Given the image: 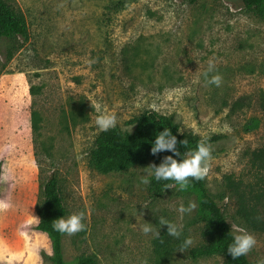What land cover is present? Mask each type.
Returning a JSON list of instances; mask_svg holds the SVG:
<instances>
[{
	"label": "rangeland",
	"instance_id": "rangeland-1",
	"mask_svg": "<svg viewBox=\"0 0 264 264\" xmlns=\"http://www.w3.org/2000/svg\"><path fill=\"white\" fill-rule=\"evenodd\" d=\"M3 1L24 17L28 38L0 37V199L13 204L0 213V241L22 252L23 230L40 244L38 264H51V242L37 230L44 170L42 177L58 175L66 216L85 213V229L63 239L67 264L79 257L98 264H223L221 256L191 257L205 242L196 193L173 186L154 197L150 183L140 182L150 164L109 174L90 166L103 132L95 107L114 114L126 132L137 116L154 111L172 117L181 135L206 143L208 190L230 223L243 228L240 194L264 185L253 164L264 148V18L241 0ZM209 60L219 87L206 81ZM33 84L41 89L40 144L52 157L33 141ZM189 201L196 208L180 214ZM30 213L38 219L27 223ZM160 216L182 225L179 239L167 235V226L160 238L140 230ZM245 230L256 240L249 258L260 264L264 233ZM185 237L193 244L179 252Z\"/></svg>",
	"mask_w": 264,
	"mask_h": 264
},
{
	"label": "trees",
	"instance_id": "trees-1",
	"mask_svg": "<svg viewBox=\"0 0 264 264\" xmlns=\"http://www.w3.org/2000/svg\"><path fill=\"white\" fill-rule=\"evenodd\" d=\"M244 7L254 12L257 16L264 18V0H241ZM24 17L16 13L3 0H0V37L12 39L21 37L28 38V27ZM1 73V70H0ZM30 94L33 96V109L31 112V129L35 147L41 146L48 157H52L49 146L42 142L40 144L41 130L43 128V115L37 109L36 97L41 93L39 86L31 85ZM264 108V98L262 105ZM136 128L133 132L123 131L116 126L108 131H103L91 150L89 164L103 174L127 171L135 166H146L148 164H159L164 156L172 155L170 152H161L157 155L151 154L152 142L158 132L164 128L171 130L177 137V149L183 153L194 150L200 139L192 134L181 135L179 126L172 117L160 115L154 111H146L137 116L133 121ZM250 126V125H249ZM186 140V145L181 141ZM39 152V150H38ZM37 152V154H38ZM40 153V152H39ZM180 159V157H174ZM253 164L264 173V148L258 150L253 156ZM0 163V185H1ZM41 192L36 212L39 217L37 230L48 236L52 255L47 256L51 264H67L64 260L63 239L66 235L52 230V221L66 216L67 211L63 204L60 188V180L56 172L42 177L41 170ZM170 182L152 180L150 192L154 197H162L169 189L165 185ZM185 190H190L197 195L198 212L203 222V235L205 242L191 252L194 260L210 257H223V264H255L249 255L233 259L227 252V245L231 242V223L224 213V209L214 200L210 194L205 178L200 181H190ZM252 192V193H249ZM243 190L240 194L237 221L244 229L264 233V185L257 191ZM74 264H98L95 257H79Z\"/></svg>",
	"mask_w": 264,
	"mask_h": 264
},
{
	"label": "clouds",
	"instance_id": "clouds-1",
	"mask_svg": "<svg viewBox=\"0 0 264 264\" xmlns=\"http://www.w3.org/2000/svg\"><path fill=\"white\" fill-rule=\"evenodd\" d=\"M209 67L204 73L207 83L215 85L217 87L221 84V76L219 74L209 75L213 71V62L209 60ZM98 115L95 117V125L100 131H108L116 127L117 117L109 112L103 111L99 105L95 107ZM186 145L187 141L180 142ZM151 154L157 155L161 152H170L172 155L164 156L161 162L157 165L155 163L150 164L144 168V172L140 177L142 184H149L152 180L157 182L168 181L166 189H171L176 186L178 190L183 191L188 186L190 181L203 180L208 171L209 163L211 160L210 148L203 141L198 142L194 150H188L181 153L177 149V137L172 134L171 130L164 128L158 132L155 136L151 146ZM174 157H180L176 159ZM7 179V176L4 177ZM13 207V204L9 199H0V213L8 211ZM196 208V204L189 201L185 206L181 204L177 211L180 214H190ZM38 218L30 213L27 223H30ZM85 213L75 212L69 215L62 216L52 221V230L64 235H74L85 229L84 223ZM159 225L157 229L155 226ZM152 224L145 222L141 225V231L144 234H151L154 238H160V229L163 226H167V235L179 239L182 234V225L172 222L163 216L158 217V223ZM23 227V226H22ZM231 242L227 245V252L233 259L240 258L247 255L255 246L256 240L253 235L248 233L245 229L239 228L235 224H231ZM19 235L24 239L25 246L22 252L12 250L6 242L0 241V264H38L39 248L38 242H33L32 238L23 230L19 231ZM193 244L191 237H185L179 247V252H184ZM49 256L52 252H47ZM146 264V262H145ZM260 264H264L261 261Z\"/></svg>",
	"mask_w": 264,
	"mask_h": 264
}]
</instances>
